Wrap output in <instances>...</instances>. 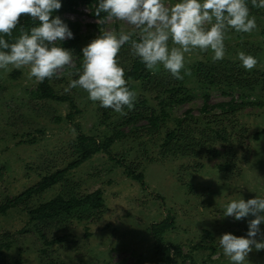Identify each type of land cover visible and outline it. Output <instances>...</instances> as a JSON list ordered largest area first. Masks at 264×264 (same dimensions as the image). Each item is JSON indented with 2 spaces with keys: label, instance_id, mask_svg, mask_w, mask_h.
Instances as JSON below:
<instances>
[{
  "label": "rangeland",
  "instance_id": "rangeland-1",
  "mask_svg": "<svg viewBox=\"0 0 264 264\" xmlns=\"http://www.w3.org/2000/svg\"><path fill=\"white\" fill-rule=\"evenodd\" d=\"M177 2L162 0L169 8ZM246 4L257 27L250 33L229 28L222 60H214L211 49L195 48L185 53L190 75L182 69L183 79L162 65L149 70L150 80L126 79L136 100L124 114L91 101L80 87L69 89L70 81L78 79L72 67L57 74L61 80L55 89L70 95L73 110L67 101L33 97L39 82L30 77V66L0 69V206L55 171H65L62 181L35 191L27 204L0 209V264H13L15 258L22 264H166L165 254L176 264H233L219 238L225 233L247 236L254 217H226V205L264 198V83L256 82L264 74V8L253 7L251 0ZM75 5L72 21L79 23L81 38L74 66L83 60V47L101 31L138 37L139 29L109 20L107 13L92 16L95 7L87 0ZM82 5L91 17L78 11ZM92 17L98 20L90 22ZM168 43L178 47L171 39ZM130 50L125 44L117 57L127 70L135 56ZM240 52L258 61L249 74L232 76L236 80L230 83L198 76V66L215 61L225 66L219 77L246 70ZM241 83L252 88L242 91ZM69 113L75 114L70 118ZM151 114L158 118V128L148 130ZM83 136L86 140L80 142ZM91 142L100 149L82 159ZM97 190L103 204L95 215L75 212L66 223L47 226L28 215V206L59 194L81 197ZM260 229L264 232V223ZM59 236L61 241L50 242ZM245 264H264V250L253 248Z\"/></svg>",
  "mask_w": 264,
  "mask_h": 264
},
{
  "label": "clouds",
  "instance_id": "clouds-1",
  "mask_svg": "<svg viewBox=\"0 0 264 264\" xmlns=\"http://www.w3.org/2000/svg\"><path fill=\"white\" fill-rule=\"evenodd\" d=\"M253 7L264 8V0H251ZM62 7L61 0H0V69L9 70L30 66V77L38 82L51 79L65 66L74 67L72 50L58 42L74 38L69 26L53 13ZM107 13V19L126 22L139 29L138 39L132 33L111 30L101 31L87 46L83 47L82 71L76 70L78 79L70 81L69 89L80 87L89 94L91 101H98L103 108L124 114L125 107L133 109L136 93L127 86L125 71L119 65L118 54L129 44L133 54L140 58L148 70L155 71L162 65L175 79H183L185 53L192 49H211L214 60L225 56V33L230 29L250 33L256 27L255 17H249L246 0H179L166 7L162 0H100L95 15ZM22 16L38 21L30 31L21 26V34L14 43L13 29ZM214 21V22H213ZM210 27H205V25ZM169 39L174 45L169 48ZM246 70L253 69L258 61L250 55L238 54ZM185 75L190 70L185 69ZM68 89H66L67 91ZM75 130L73 129V132ZM247 236L225 233L219 238L223 253L233 264H245L255 248L264 250V198L256 196L245 201L232 200L226 205L224 216L239 221L248 216ZM260 236L261 239H257Z\"/></svg>",
  "mask_w": 264,
  "mask_h": 264
},
{
  "label": "trees",
  "instance_id": "trees-1",
  "mask_svg": "<svg viewBox=\"0 0 264 264\" xmlns=\"http://www.w3.org/2000/svg\"><path fill=\"white\" fill-rule=\"evenodd\" d=\"M90 5H93L96 9L98 6L100 0H87ZM77 0H61L62 7L55 11L53 13V17L59 16L70 28V30L73 33L74 38L65 40L63 42H58V45L72 50V53H75L80 49L79 47V41H80V34H79V23L75 21H71L68 18H66L64 15L68 11H72L75 8V3ZM94 12L92 11V15L96 18H100L105 13H101L99 17H97ZM38 21H34L30 16H22L20 18V23L17 25L15 29H13L12 36H4V38L9 43H14L16 38L19 37L21 34V26H23L25 31H30V29L34 26H38ZM3 35V34H0ZM134 39H138L134 37ZM130 53H133L132 50L129 51ZM133 56V54H132ZM82 64L83 60L78 62L74 67L71 69L72 75H76V70L80 69L82 70ZM218 62L214 63H208L207 65H202V67L198 66V72L199 77L202 76L203 80H209V82H222L230 83L232 81H235L236 79H232L231 77L234 76L239 79V76L242 74H249L247 70L238 71L237 73L231 75L230 77H219L218 73L225 71V66L222 67L221 65H218ZM124 69V68H123ZM125 71V79H132V80H138L143 79L150 80L152 79V76L149 73V70L146 68L145 64L142 63L139 57L134 56V58L129 63V69H124ZM217 76V77H215ZM259 77L256 82L264 83V74ZM65 78V77H63ZM61 79H58L57 75L54 76L51 79H45L44 82H39L36 86V93L33 95L35 99L40 100L41 102H47L50 100H58V101H67L69 103V106L73 110L75 108V102L70 97V95L62 94L57 89H55V85L60 81ZM247 82V81H246ZM159 84V83H157ZM240 84L239 88L242 89V91L248 90L249 88H252V85L243 83ZM128 86V85H127ZM129 87V86H128ZM261 87L264 88V84H261ZM264 91V90H263ZM37 105V103H35ZM231 107L233 109L239 107V105L232 104ZM73 114L75 113H69V117H73ZM148 123V130L157 129L158 128V118L151 114L147 118ZM218 134V133H216ZM168 137H170V134H167ZM188 137V135H185V138ZM86 137H79L80 142H85ZM89 140V139H87ZM94 142V141H93ZM91 142L88 144L90 149H88L87 152L83 150L82 152V159H86L89 157V155L94 152L98 151L100 148L97 149L98 145H94V143ZM95 147V149H93ZM104 149H106V144H104ZM64 170H57L51 175L45 177L44 181L38 184L37 186L30 187L26 189L23 193L16 196L13 199L8 200V204L0 206L1 211H6L7 208L18 206L19 204H27L29 202V198H31L32 194H34L35 191H41L46 188H48L51 185H54L58 183L59 181L63 180L64 176ZM132 177L135 179H141V174H133ZM102 191L97 190L95 192L83 195L81 197L76 196L74 193H62L61 195L54 196L53 198L41 202L35 207H27V212L32 221L35 222V224H41L44 226H47L48 224H62L66 223L69 218H72L73 214L75 212H78L80 216H84L86 214L94 213V215L99 211V208L103 204V198L101 195ZM80 209H83L80 211ZM62 240V236L53 238L50 242H59ZM169 249V247L167 248ZM2 256V245H0V258ZM1 261V259H0ZM163 262L166 264H176V261L170 257L169 255L165 254V257L162 259ZM13 264H22L21 260L18 258H15L13 260Z\"/></svg>",
  "mask_w": 264,
  "mask_h": 264
},
{
  "label": "built area",
  "instance_id": "built-area-1",
  "mask_svg": "<svg viewBox=\"0 0 264 264\" xmlns=\"http://www.w3.org/2000/svg\"><path fill=\"white\" fill-rule=\"evenodd\" d=\"M77 9H78V11L82 14V16H84V17H86V16H90V11H89V9L87 8V6L86 5H82V6H80V7H76ZM75 10V9H74ZM74 10H72V11H69V13L68 14H66L65 13V17L66 18H68L69 20H74V17H75V13H74ZM73 15H74V17H73ZM92 15V14H91ZM93 16V15H92ZM91 17V16H90ZM93 18V17H92ZM96 20H98V19H96V18H93V19H90L89 21L90 22H96ZM76 21V20H75Z\"/></svg>",
  "mask_w": 264,
  "mask_h": 264
}]
</instances>
